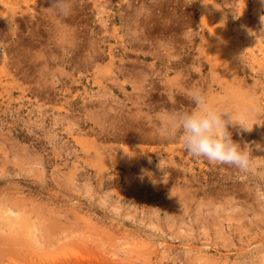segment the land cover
<instances>
[{
  "label": "rangeland",
  "instance_id": "1",
  "mask_svg": "<svg viewBox=\"0 0 264 264\" xmlns=\"http://www.w3.org/2000/svg\"><path fill=\"white\" fill-rule=\"evenodd\" d=\"M0 0V264H264L261 0ZM234 111L241 172L158 134Z\"/></svg>",
  "mask_w": 264,
  "mask_h": 264
},
{
  "label": "clouds",
  "instance_id": "2",
  "mask_svg": "<svg viewBox=\"0 0 264 264\" xmlns=\"http://www.w3.org/2000/svg\"><path fill=\"white\" fill-rule=\"evenodd\" d=\"M261 3L264 4V0ZM53 5L63 8L62 0H53ZM188 99L193 105L190 110L166 112L159 117L162 126L158 134L165 139L179 135L184 150L195 158H203L210 164L229 165L241 172L249 171L251 154L234 142L228 131L229 126L249 131L244 121L234 111L211 104L199 88L191 89Z\"/></svg>",
  "mask_w": 264,
  "mask_h": 264
}]
</instances>
